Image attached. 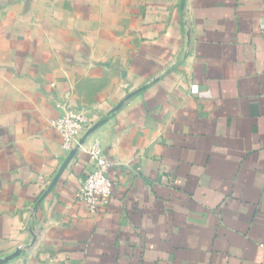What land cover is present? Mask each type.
Masks as SVG:
<instances>
[{"label":"crops","instance_id":"crops-1","mask_svg":"<svg viewBox=\"0 0 264 264\" xmlns=\"http://www.w3.org/2000/svg\"><path fill=\"white\" fill-rule=\"evenodd\" d=\"M67 105L100 123L84 147L112 162L94 211L78 198L90 154L61 172ZM10 256L0 264H264V0H0Z\"/></svg>","mask_w":264,"mask_h":264},{"label":"built area","instance_id":"built-area-1","mask_svg":"<svg viewBox=\"0 0 264 264\" xmlns=\"http://www.w3.org/2000/svg\"><path fill=\"white\" fill-rule=\"evenodd\" d=\"M55 128L62 138L63 148L67 152L75 149L87 151L94 163V169L88 174L79 189L78 198L88 204L94 211L102 198L113 194L114 181L110 176L112 162L107 158L99 142L84 147L82 134L95 126L93 121L83 112L67 105L64 112L54 121Z\"/></svg>","mask_w":264,"mask_h":264},{"label":"water","instance_id":"water-1","mask_svg":"<svg viewBox=\"0 0 264 264\" xmlns=\"http://www.w3.org/2000/svg\"><path fill=\"white\" fill-rule=\"evenodd\" d=\"M134 93H135V92L130 93V94L125 98L124 101H126V100L129 99L131 96H133ZM99 125H100V123H97V124H95L94 127H92L90 130H88V131L86 132L85 137L82 139V142H84V141H85V138H86L89 134H91L92 132H94V131L96 130V128H97ZM77 151H78V149H75V150H73V151L70 153V155L68 156V158H67L65 164H64L63 167H62L61 172L63 171V169L66 168V166L68 165V163L70 162V160L73 158V156L76 154ZM12 257H13V256H10V257H8V258L2 259V260H0V262L6 261V260H8V259H10V258H12Z\"/></svg>","mask_w":264,"mask_h":264}]
</instances>
